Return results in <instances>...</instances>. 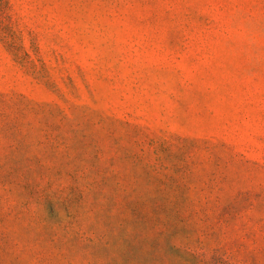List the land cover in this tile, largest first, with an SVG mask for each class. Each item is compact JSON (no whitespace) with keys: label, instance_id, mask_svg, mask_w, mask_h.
<instances>
[{"label":"rangeland","instance_id":"1","mask_svg":"<svg viewBox=\"0 0 264 264\" xmlns=\"http://www.w3.org/2000/svg\"><path fill=\"white\" fill-rule=\"evenodd\" d=\"M0 264H264V0H0Z\"/></svg>","mask_w":264,"mask_h":264}]
</instances>
